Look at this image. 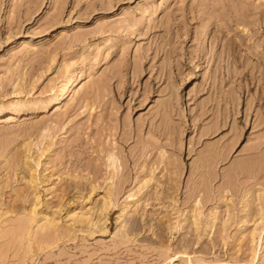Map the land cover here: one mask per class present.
<instances>
[{
	"label": "rangeland",
	"instance_id": "rangeland-1",
	"mask_svg": "<svg viewBox=\"0 0 264 264\" xmlns=\"http://www.w3.org/2000/svg\"><path fill=\"white\" fill-rule=\"evenodd\" d=\"M263 201L264 0H0V264H264Z\"/></svg>",
	"mask_w": 264,
	"mask_h": 264
},
{
	"label": "bare ground",
	"instance_id": "bare-ground-1",
	"mask_svg": "<svg viewBox=\"0 0 264 264\" xmlns=\"http://www.w3.org/2000/svg\"><path fill=\"white\" fill-rule=\"evenodd\" d=\"M76 87V86H75ZM71 87H70V85L69 86H67L66 88H65V91L62 93V98H64V96L68 93V92H71ZM112 163V162H111ZM261 196V195H260ZM258 199L259 200H261V197H258ZM258 200V201H259ZM263 200V199H262ZM264 202V201H263ZM262 205V206H261ZM260 206V210L262 211V210H264V205L263 204H261ZM260 211V214H262V212ZM264 212V211H263Z\"/></svg>",
	"mask_w": 264,
	"mask_h": 264
}]
</instances>
